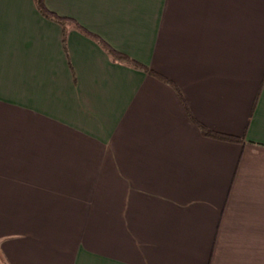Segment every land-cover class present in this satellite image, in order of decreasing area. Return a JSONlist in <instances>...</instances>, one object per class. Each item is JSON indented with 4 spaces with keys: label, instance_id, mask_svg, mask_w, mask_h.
Here are the masks:
<instances>
[{
    "label": "crops",
    "instance_id": "obj_1",
    "mask_svg": "<svg viewBox=\"0 0 264 264\" xmlns=\"http://www.w3.org/2000/svg\"><path fill=\"white\" fill-rule=\"evenodd\" d=\"M0 0V264H264V0Z\"/></svg>",
    "mask_w": 264,
    "mask_h": 264
},
{
    "label": "trees",
    "instance_id": "obj_2",
    "mask_svg": "<svg viewBox=\"0 0 264 264\" xmlns=\"http://www.w3.org/2000/svg\"><path fill=\"white\" fill-rule=\"evenodd\" d=\"M34 3H35V6H36L38 12L44 18H46L47 20L55 22V23L59 24L60 26H62V28H63V46H64V50L66 51V53H67V36H68V31H67L68 28H67V26L72 24L79 31L83 32L84 34H86L90 38L95 39L98 42H100V44L108 51L109 55L115 61L120 62V63L129 64L130 66H132V67H134L136 69H139L141 71H144V72L148 73L149 75H152L156 79L164 82L168 86L172 87L175 90V92L177 93V95L179 96V98L181 99V101L184 104V106H185L186 110L188 111L189 115L191 116L179 87L173 81H171L170 79H168V78H166V77H164V76H162V75H160V74H158V73H156L154 71L149 70L145 66L139 64L138 62H136L134 60H131L129 57L117 52L111 46H109L105 41H103L101 38L91 34L89 31L85 30L83 27H81L74 20L60 17L57 14L51 12L48 9V7H47L46 0H34ZM192 120L195 122V124L200 129L201 134L203 136L207 137V138H210V139H213V140H217V141L228 142V143H241L242 142V140L237 138V137L216 133V132H213V131L207 129L205 126L199 124L193 117H192Z\"/></svg>",
    "mask_w": 264,
    "mask_h": 264
}]
</instances>
